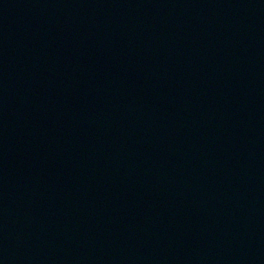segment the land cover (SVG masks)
Here are the masks:
<instances>
[{
	"label": "water",
	"instance_id": "obj_1",
	"mask_svg": "<svg viewBox=\"0 0 264 264\" xmlns=\"http://www.w3.org/2000/svg\"><path fill=\"white\" fill-rule=\"evenodd\" d=\"M263 245L264 0H0V264Z\"/></svg>",
	"mask_w": 264,
	"mask_h": 264
}]
</instances>
